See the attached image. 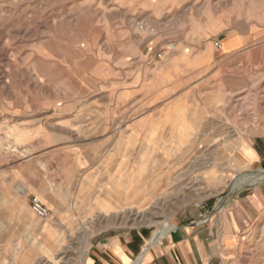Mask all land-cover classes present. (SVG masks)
Listing matches in <instances>:
<instances>
[{"label": "rangeland", "instance_id": "rangeland-1", "mask_svg": "<svg viewBox=\"0 0 264 264\" xmlns=\"http://www.w3.org/2000/svg\"><path fill=\"white\" fill-rule=\"evenodd\" d=\"M254 136L264 0H0V264H84L110 235L219 208L264 170L234 163ZM239 262L264 264V231Z\"/></svg>", "mask_w": 264, "mask_h": 264}, {"label": "crops", "instance_id": "crops-1", "mask_svg": "<svg viewBox=\"0 0 264 264\" xmlns=\"http://www.w3.org/2000/svg\"><path fill=\"white\" fill-rule=\"evenodd\" d=\"M243 43L242 38L234 37L225 40L221 46L232 44L234 47L223 50L229 54ZM176 91V83L169 81L158 95L174 107L178 99L173 98L179 97ZM175 138L176 143H184L179 137ZM236 154L234 163H238L244 173L252 174L255 167L264 164V136H254L253 143L243 142ZM235 186L222 195V201L218 200L219 208L213 207L210 212L207 209L197 211L189 223H178L157 244L149 245L148 232L143 228L126 230L98 242L84 264H136L142 256V264L241 262L246 242L264 231V178L239 182Z\"/></svg>", "mask_w": 264, "mask_h": 264}, {"label": "bare ground", "instance_id": "bare-ground-1", "mask_svg": "<svg viewBox=\"0 0 264 264\" xmlns=\"http://www.w3.org/2000/svg\"><path fill=\"white\" fill-rule=\"evenodd\" d=\"M264 178V170L257 171L254 173V175L251 176V178H247V180H243L242 183L249 182V180H259ZM257 183V181H256ZM128 197V196H127ZM130 198V197H129ZM127 199V198H126ZM128 201V200H127ZM127 204V203H126ZM128 207V206H127ZM127 209V208H126ZM176 228L175 224L161 227L157 232L154 234L152 240L150 241L149 245L153 246L154 244H157L158 241L163 239L166 235H168L170 232H172ZM147 249H145L144 252H146ZM144 254V253H143ZM143 256L136 262V264H142Z\"/></svg>", "mask_w": 264, "mask_h": 264}, {"label": "built area", "instance_id": "built-area-1", "mask_svg": "<svg viewBox=\"0 0 264 264\" xmlns=\"http://www.w3.org/2000/svg\"><path fill=\"white\" fill-rule=\"evenodd\" d=\"M215 47L221 48V43L218 41L215 44ZM159 58L163 59L162 55H158ZM30 208H32V211L34 215L39 219H48L51 216L50 209L40 200L38 197H33L30 201Z\"/></svg>", "mask_w": 264, "mask_h": 264}]
</instances>
